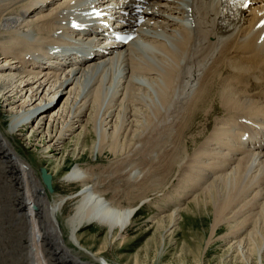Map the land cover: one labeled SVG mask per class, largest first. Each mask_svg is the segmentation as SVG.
<instances>
[{
    "label": "bare ground",
    "instance_id": "1",
    "mask_svg": "<svg viewBox=\"0 0 264 264\" xmlns=\"http://www.w3.org/2000/svg\"><path fill=\"white\" fill-rule=\"evenodd\" d=\"M54 1L0 0V17L10 14L17 8L18 3H25L27 11L20 13L23 17L29 16L35 10L40 13L36 21L37 26L27 28L32 24L21 21L20 25L26 29L18 31L14 36L11 35L13 32L10 33L11 36H2L5 43L0 44V62L9 61L0 64L1 88H6L0 100L5 106L11 105L26 86L29 85L30 91L23 104L12 105V109L6 111L8 112L6 127L8 133L20 134L19 132L31 121L36 126L35 133L40 130L49 107L68 86H70L69 92L67 91L69 96L74 94L73 101L68 106L70 120L67 119L64 122L58 135H50L52 141L44 148V153L52 150L56 152V143L59 142L61 134L70 131L81 120V116L87 107L89 108L90 103L96 115L94 126L97 142L94 149L99 151L106 135L112 139L113 133L122 129L128 131L136 123L140 124L138 128L140 129L141 126L142 129L137 132L136 125L133 126L135 128H133V135L140 134L138 139L145 141L148 133L153 131V126L152 129L148 127L149 123L156 125L159 122L158 118L164 119V116L169 114L170 117H175L169 110L174 111L176 106L177 110H181L179 106L180 108L186 106L184 109L185 111L187 109L188 112H186L190 116L194 113V106L200 108L205 103H209L211 106L208 109L213 111L215 107L213 100L216 98L215 101L220 104L222 111L232 114L229 122L234 116L241 114L244 115L242 118L250 122L259 120L257 122L263 125L259 130L253 131L254 134L250 133L251 128L246 132L243 130L248 134L245 135L247 138L232 142L233 144L226 137L233 134L235 136V131L232 130V135L229 132L227 136L224 134L227 140L224 147L228 149V152L222 153V156L221 151H218V154L215 150L217 160L210 162L208 166H217L219 170L224 171L230 168V171L217 175L221 180L233 181L237 178V173L240 174L241 182L237 184L235 194L242 193L243 197L252 194L251 198L260 200V205L264 208V201H262L264 200L262 184L264 178L261 177L264 172V103L258 104L260 102H255L257 99L243 100L240 96H232L237 93L236 89H241L243 93L252 86L257 85L258 88L264 86V0H251L247 8L238 10L232 18L227 17L229 0H63L59 5L51 8ZM96 3H99L102 12H109L114 17H119L113 24L115 30L133 35V38L124 43L117 42L110 36L109 40L103 42L101 40L103 29L100 25L104 19L93 18L90 15L91 7ZM43 11L48 13L41 15ZM1 19L2 17L0 24ZM111 19L106 18L107 21ZM79 24L83 26L81 30H78ZM40 34H44V37ZM41 37L43 39L39 40ZM206 46V53L204 51L201 55L199 52L201 58L196 60L197 63H192L193 58L196 59L193 57L195 52L198 54L197 51L201 50L199 48ZM64 54H68L67 64L61 59ZM168 54L174 58H167ZM16 63H20L19 67H14ZM12 68L18 74L22 72L26 74L19 76L20 78L16 77L15 72L10 70ZM228 69L231 71L230 76L235 80L232 79L234 82L228 83L227 77L218 75L221 71ZM57 70L60 71L56 72ZM217 75L219 77L216 81ZM24 77L25 80H22ZM95 79L98 83L93 86L96 83ZM33 82L34 85H31ZM48 83L54 87V90H50L51 87L43 91ZM230 83H233L236 89L232 88ZM51 92L53 95L50 96ZM261 98L264 101V97ZM130 99L134 103L130 102ZM136 102L145 107V113L140 114L139 120H137L139 112L135 114L136 108L134 109ZM129 104H132L131 108L135 110V113L130 110ZM118 106L119 110H117ZM63 109L62 112L58 111L55 115L53 113L52 116L57 117L58 114L62 116V113L66 111L65 108ZM239 110L242 112L240 113ZM204 111L209 113L208 110ZM238 118L241 117L235 120L240 122ZM186 124L187 122L184 125ZM109 128H112V131H108ZM229 129L227 131H231ZM221 139L224 140V138ZM239 153H245V155L237 158L236 155ZM20 156L10 139L0 131V167L2 165L5 172L9 170L12 173H8L9 177L6 174V182L8 186H12L11 190L8 189L7 199L10 203L12 225H17L22 241L25 242L20 244V255L18 254L21 256L22 264H49L52 261L55 263V260L61 261V264H92L80 260L79 255L73 254L72 248L67 245L62 236L56 214L67 200L74 199L71 212L66 218L69 226L67 237L68 241L79 249H82V245L76 233L81 226L92 223L102 225L106 227L109 236L116 238L139 208V205L133 207L114 205L98 192L94 183L89 182L95 178L91 176L90 179L89 173L78 165H74L70 171L62 175L61 179L79 182L80 188L74 193L60 196L51 202L47 195L53 193L52 175L45 167H40L38 178L29 163ZM235 161H237L236 165ZM251 168H254V174L251 173ZM242 170L243 173H241ZM248 173L252 174V177L248 176ZM44 174L50 176L48 185L42 181ZM249 179L252 182H249ZM259 202H255L252 208H255ZM17 237L16 235L15 238ZM45 241H48L49 246L52 245L53 254L48 252V247L46 249L43 246ZM247 244H243L242 239L236 241L235 250L238 255L243 256L246 253L249 248ZM98 263L110 264L102 257L98 259ZM256 264H264V241L257 249Z\"/></svg>",
    "mask_w": 264,
    "mask_h": 264
},
{
    "label": "rangeland",
    "instance_id": "2",
    "mask_svg": "<svg viewBox=\"0 0 264 264\" xmlns=\"http://www.w3.org/2000/svg\"><path fill=\"white\" fill-rule=\"evenodd\" d=\"M61 2L63 0H55L50 7L54 8ZM20 4L18 3L19 7L17 6V8L13 9L10 14L1 16V45L5 43L2 40V36H14L18 31L26 29V27L20 25L21 21H28L32 24L27 28L38 25L36 21L38 20V14H40L39 11L35 10L29 16L23 17L20 13L26 12L27 9L24 5L25 3ZM48 11L41 12V15L48 13ZM11 32L13 33L10 35ZM40 35L44 37V34ZM42 37L39 40H42ZM11 39L14 40L13 38ZM22 46L24 45L22 44ZM200 49L203 50L201 51ZM33 50L35 51V49ZM199 50L197 51L198 54L195 52V56L193 55L196 59L193 58L192 63H197L196 60L201 58L202 53L207 50V46L199 48ZM172 57L169 54L167 55V58L173 59L174 57ZM7 61L9 60H4L0 64ZM19 65L20 63H16L14 67H19ZM233 68L231 65V69ZM10 70L15 72L16 77L26 74H22L23 72L18 74L13 68ZM35 73L32 74L34 75ZM230 73L231 71L228 69L221 71L218 75L223 78L227 77L229 83V81L234 80ZM218 75L216 81L218 80ZM22 80H25V77ZM94 82L96 83L93 86L98 83V80L95 79ZM0 83L2 84V82ZM1 84L0 97L4 96L2 92L6 90V88H1ZM31 85H34V82ZM230 86L236 89L233 83H230ZM68 87L49 107L47 116H44L41 128L36 133V126H34L33 121L28 123L19 132L20 134L8 133L6 128L8 124V112L6 111L12 109V105L17 106L25 102L30 94L29 85L16 96V101L11 105L5 106L4 102L0 100V131L10 139L17 154L21 155L20 157L29 163L38 178L40 167H45L52 175L53 193L47 195L49 201L53 202L60 196L69 195L80 188L79 182L61 179L62 175L70 171L74 165H78L82 170L89 173L90 179L91 176H93V179L95 178L94 180H89V182L94 183L98 192L106 199L112 201L114 205H120L121 207L139 205L129 224L121 231V237L118 235V237L112 238L107 234L106 227L96 223L81 226L76 233L78 241L82 245V249H79L70 243L67 237L69 226L66 218L71 212L74 199L67 200L56 214V217L62 230V236L67 245L72 248L73 254L79 255L80 260L88 261L92 264H99L98 259L100 257L107 260L110 264H250V262H252L251 264H256L257 249L264 241V208L260 205V200L256 201L255 198H251L252 194L245 197H243L242 193L235 194L237 186L241 182L240 174L237 173V178L233 181L221 180L217 175L230 171V168L224 171L219 170L217 166H208V164L217 160L215 150H217V153L221 151L220 154L222 156V153L228 152V149L224 147L225 141L228 140L230 143H235L239 141L241 134L244 133L243 130L246 132V130L251 128V134L255 133H252L253 131L259 130L260 126L263 125L261 122H257L259 120L250 122L242 118L244 115L240 114L241 116H234L229 122V117L230 115L232 117V114L222 111L220 104L214 98V112L211 108V110L208 109L211 106H209V103H205L200 108L194 106V113L190 116L187 113V109V112L184 109L186 106L181 108L179 106L181 110H177L178 107L176 106L174 109L175 113L173 110H169L175 117H170V114L167 115L170 118L164 116L167 122L163 118H158L159 122L156 125L159 126L152 125L149 123L150 118L147 119L148 127L152 129L151 127L153 126V131L150 134L148 133L145 138L147 140H141V142L138 139L140 134H137V136L139 135L138 137L136 134L135 136L133 135L135 128L137 132L142 128L140 126L139 129L140 124L132 122L134 125L128 131L122 129L118 131L119 133L116 132L117 134L113 133L112 139L106 135V139L101 142L102 145L100 144L101 147L98 151V149H94L97 142L94 126L96 115L95 111L92 110V103H90L89 108L87 107V110L81 116V120L70 131L63 132L64 135L63 133L61 134L59 142L56 143V152L52 150L44 153V148L52 141L51 137L55 134L58 135L60 128L65 124L64 122L67 119L70 120L68 106L73 101L74 94L69 96V93H67V91L69 92ZM263 87L252 86L248 91H244L246 93L243 92L245 95H243L241 89H239L240 91L236 89L237 93L232 96H240L243 100L259 99L255 102L263 104L264 101L261 98L264 97V94L262 95L264 93ZM46 89L54 90V87L48 83L43 91ZM76 89L75 92H77ZM53 92L49 95H53ZM71 97L72 99H70ZM66 99L67 101L69 99L70 103ZM131 101L134 103L132 99H130ZM136 103L135 105L139 107H134V109L136 108V111L134 110L136 113L131 108L133 107L132 104L129 105L130 110L135 114L139 112L137 114V120H139L140 114L145 113V107L140 103ZM63 108L66 111L62 113V116L60 114L57 117L52 116L53 113L55 115L58 111L59 113L62 112ZM143 108L144 110H140ZM117 110H119V106ZM204 110H208L209 113ZM176 111L178 112L176 113ZM179 111L180 113L182 112L181 115H179ZM239 111L240 113L242 112V110ZM236 113L238 115V112ZM233 114L236 115L235 113ZM177 115L179 118L176 117ZM237 117H241L238 118L240 122L235 120ZM174 119L177 120L174 121ZM178 119L181 120L178 121ZM116 122L117 120L115 119ZM185 122H187L188 126L187 124L186 126L184 125ZM111 123L114 122L111 121ZM135 125L136 127L134 128L133 126ZM226 128L227 130L230 128L229 130L231 131L225 130ZM111 129L109 128L108 131H112ZM131 129L132 131H130ZM232 130L238 134L232 135ZM227 132H232L231 135L233 137L228 136L226 138L229 139L226 140L224 134L227 136ZM50 135L52 136L50 137ZM221 138H224V140ZM244 155L245 153H239L236 156L241 158ZM234 164L236 165L237 161ZM250 171L254 174V168H251ZM9 172L12 174L9 170L5 172L1 165L0 264H22L21 256H19L22 237L17 225H12L11 210H9L10 203L7 201L8 192L12 189V186H8L6 182V177L10 176ZM241 173H243V170ZM263 173L261 177L264 178ZM248 176L252 177V174L248 173ZM247 177L246 179L248 180ZM249 182L252 181L249 179ZM262 184L264 185V180ZM4 192L7 193L5 194ZM255 202H259V204L252 208ZM244 210L247 211L245 212ZM16 235L18 236L17 238H15ZM239 239H242L243 244L248 243L247 247H249L243 256H241L242 254L238 255L235 250L236 241ZM48 249L52 250V245ZM52 263L53 261L49 264ZM61 263V261L55 260L53 264Z\"/></svg>",
    "mask_w": 264,
    "mask_h": 264
},
{
    "label": "water",
    "instance_id": "3",
    "mask_svg": "<svg viewBox=\"0 0 264 264\" xmlns=\"http://www.w3.org/2000/svg\"><path fill=\"white\" fill-rule=\"evenodd\" d=\"M50 176L48 175V174H44V175H42V181H43V183L44 184H46V185H48L49 184V182H50ZM23 242V241H22ZM23 243H25V242H23ZM43 246L47 249V247H49V243H48V241H45L44 242V244H43ZM48 250V252L49 253H51V254H53L54 252L52 251V250H49V249H47ZM53 264V263H52Z\"/></svg>",
    "mask_w": 264,
    "mask_h": 264
}]
</instances>
